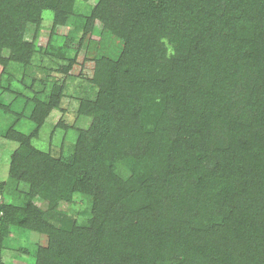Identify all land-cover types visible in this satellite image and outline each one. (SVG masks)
I'll return each mask as SVG.
<instances>
[{
  "label": "trees",
  "instance_id": "1",
  "mask_svg": "<svg viewBox=\"0 0 264 264\" xmlns=\"http://www.w3.org/2000/svg\"><path fill=\"white\" fill-rule=\"evenodd\" d=\"M72 1L0 0V62L6 61L3 48L26 62L31 50L22 38L25 25L39 27L46 10L53 14V26L63 23ZM89 18L99 19L124 45L116 61L103 58L93 72L99 90L89 110L91 126L79 131L74 154L65 160L46 156L27 137L14 134L20 146L10 175L17 179L21 171V177L33 172L38 181L44 169L54 202L69 200L74 191L91 196L96 218L102 217L99 233L81 243L83 248L91 243L82 258L63 242L40 253L49 256L47 249L58 264H167L175 254L178 264H202L210 254L204 257L203 244L191 247L185 239L206 237L203 215L211 214L214 231L232 232L219 239L214 264H264V148L253 127L239 122L252 119L246 109L256 99L248 104L243 95L239 106L242 90L230 69V63H252L264 77V0H98ZM162 36L174 44L170 58ZM58 99L54 94L48 102H36L32 118L43 121ZM141 115L153 121L163 140L156 139L155 128L151 132L137 123ZM215 122L223 124L216 145L208 138ZM178 130L191 141L189 148ZM248 156L260 169L245 166ZM207 158L214 161L217 177L204 184L191 163ZM131 159L142 164L133 173ZM117 163L130 171L127 179L115 173ZM27 197L23 209L0 207V228L12 218L45 231ZM246 237L256 243L254 256L242 248Z\"/></svg>",
  "mask_w": 264,
  "mask_h": 264
},
{
  "label": "rangeland",
  "instance_id": "2",
  "mask_svg": "<svg viewBox=\"0 0 264 264\" xmlns=\"http://www.w3.org/2000/svg\"><path fill=\"white\" fill-rule=\"evenodd\" d=\"M97 1L73 0L70 13L65 16L63 23L56 26H53V14L49 10L42 12L39 27L27 23L22 31V38L30 44L31 56L26 62L12 59L6 48L1 50V57L6 58V61L5 64L0 62V207L3 205L9 210L23 209L29 196L46 227L45 231H40L13 223L12 218L5 220L0 228V264H58L50 258L47 249L49 256L40 253L41 248H47L52 243L54 249L64 243L66 250L75 252L82 258L91 243L87 242L86 248H83L81 243L95 239L99 233L98 227L102 217L96 218L91 196L74 191L69 200L60 198L54 202L51 185L45 184L47 175L44 169L40 171L38 181H34L33 172L30 176L21 177V171L17 179L10 175L12 155L20 146L14 134L20 133L21 136L27 137L31 145L45 152L46 156L65 160L74 154L79 131L87 130L91 126L93 117L89 115V110L94 106L99 90L92 80L93 72L101 59L116 61L124 48L123 40L104 28L99 19H93L92 22L89 20L90 12ZM160 41L166 49V58H170L175 52L174 44L167 36H162ZM230 69H235L237 88L242 90L237 100L246 95L244 99L249 101L248 104H252L251 99H256L253 107L246 109L251 113L252 119L245 117L243 120L246 121L239 122L253 127L257 141L264 148V113H256L260 107L264 108V77H258L252 63H230ZM257 78L259 79L256 80ZM54 94L59 97L58 105L43 121L34 120L31 114L36 102H48ZM148 98L146 100L151 97ZM238 104L243 107V102L239 101ZM137 119V123L143 124L144 128H155L153 121H149L146 116ZM217 124L219 122H215L217 127L211 129L208 134L209 140L215 145L220 131H223V124ZM215 125L212 124L210 128ZM153 130L157 140L164 139L165 135L159 129ZM176 134L182 141L189 142L186 145L189 148L191 141H187V136L181 134L180 130L176 131ZM210 153L214 155L213 151ZM27 154L31 156V153ZM250 156L253 157L251 154ZM245 159L246 167L252 168L255 165L249 156ZM213 162L212 158H207L202 162L196 159L191 163L196 175H202L204 184L217 177L214 165L211 164ZM130 165L133 173L132 168L142 164L131 159ZM255 169L260 168L255 165ZM115 173L122 179H127L130 175V171L120 163H117ZM224 176L230 177L232 174L226 173ZM179 180L178 177L177 181ZM175 190L177 192L178 188ZM2 215L3 210L0 208V218ZM203 223L205 232L208 233L206 237L204 234L198 237L199 239L190 236L185 241L190 243L191 247L203 244L205 249L200 254L206 257L209 253L210 259L202 264H214L212 256L217 250L215 247L221 242L219 239L230 238L232 232L214 231L216 217L211 214L207 217L203 215ZM84 232L90 236L84 235ZM245 240L248 243L242 248L246 249L245 252L248 251V256H254L256 243L249 242L248 237ZM57 242L60 244L57 245ZM175 256L168 260L167 264H178L180 256ZM185 263L186 261L183 264Z\"/></svg>",
  "mask_w": 264,
  "mask_h": 264
}]
</instances>
